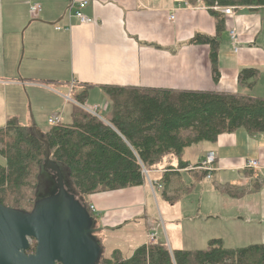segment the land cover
Returning a JSON list of instances; mask_svg holds the SVG:
<instances>
[{"label":"crops","instance_id":"crops-1","mask_svg":"<svg viewBox=\"0 0 264 264\" xmlns=\"http://www.w3.org/2000/svg\"><path fill=\"white\" fill-rule=\"evenodd\" d=\"M80 1L0 0V127L11 119L32 125L27 123V92L36 119L45 108L44 91L66 103L69 94L58 88L70 94L87 91L85 105L105 111L99 117L111 126L112 101L105 86L264 98V8L241 6L228 15L214 8L215 16L208 7L185 0H88L83 12L94 22L81 23L72 8ZM34 4L42 6L40 12H32ZM219 19H224L220 33ZM231 29L239 34V52L233 50ZM199 34L220 40L218 79L210 45L193 42ZM243 68L260 70L254 85L239 81ZM57 114L63 116L55 111L49 118ZM210 152L216 160L208 178L206 171L190 166L201 164ZM183 158L189 163L185 169L178 170L179 159L168 155L145 184L91 195L99 231H126V243L135 250L150 242L151 233L166 241L165 219L171 250L203 249L212 238L223 239L229 248L264 243V132H225L216 141L191 144ZM251 160L259 164L248 166ZM168 167L176 169L173 184L183 189L173 203L164 196ZM150 180L163 188L154 192ZM117 249L125 256L133 253Z\"/></svg>","mask_w":264,"mask_h":264},{"label":"trees","instance_id":"trees-1","mask_svg":"<svg viewBox=\"0 0 264 264\" xmlns=\"http://www.w3.org/2000/svg\"><path fill=\"white\" fill-rule=\"evenodd\" d=\"M185 1L204 5L215 16H219L214 10L218 6L264 8V0ZM222 23L224 19H219V33L224 29ZM193 42L210 45L214 77L218 79L219 38L199 34ZM258 74V68H243L239 81H248L252 86ZM103 89L112 101L109 120L112 126L74 104L70 123H58L46 131L38 129L36 133L32 125L22 124L18 119L0 127L2 204L29 210V200L43 191L46 175L43 162L50 151L68 181L67 189L82 200L89 196L85 205L98 222L91 210V195L145 184L147 176L143 171L147 170L150 176V171L157 169L168 155L179 159L178 170L189 167L183 156L191 144L213 142L222 133L239 128L250 133L264 132V98L261 97L121 86ZM87 94L80 91L72 96L84 103ZM175 170L168 167L162 178L164 196L172 203L183 192L173 184ZM35 242L31 251L36 249ZM98 264H264V243L229 248L223 239L212 238L203 249L171 250L166 241H156L138 246L130 256L123 255L119 249L110 256L104 253Z\"/></svg>","mask_w":264,"mask_h":264},{"label":"water","instance_id":"water-1","mask_svg":"<svg viewBox=\"0 0 264 264\" xmlns=\"http://www.w3.org/2000/svg\"><path fill=\"white\" fill-rule=\"evenodd\" d=\"M32 127L38 133L37 125ZM43 163L55 186L35 200L32 210L0 201V264H98L104 248L96 235L97 221L85 205L89 196L82 200L67 189L50 151Z\"/></svg>","mask_w":264,"mask_h":264},{"label":"rangeland","instance_id":"rangeland-1","mask_svg":"<svg viewBox=\"0 0 264 264\" xmlns=\"http://www.w3.org/2000/svg\"><path fill=\"white\" fill-rule=\"evenodd\" d=\"M22 44H23V41H22ZM23 45H22L21 56L24 55V51H25L23 49ZM24 48H25V45H24ZM261 84L263 86V83H260V86H261ZM58 89L59 90H63V92H66L67 94H69L68 96H70L71 98L70 99L67 98V101H65L66 103H64V99H60V98H58V96H57V98L53 97L54 95H52V93H50L48 91L47 92L44 91V93H43L44 95L42 97H43V103H45V108L42 109L43 110L42 111V117L41 118L39 117L38 119L35 118V115H34V112H33V109L36 108V105L33 104V97L30 98L29 92H27V95H28L27 98H29V108H30L29 111H30V116H31V119L27 123H30L32 125L34 123V124L37 125V128L39 130L46 131L48 128H50L52 126L50 123H48L49 122L48 118H49L50 114L54 113L55 111L61 112L63 114V116H64L63 122L66 123V122L71 121L70 111H71V107L73 106V103H74L73 102V96L71 95L72 93L70 94V91L68 92V91H66L65 89H62V88H58ZM57 101L60 102V103H58V105L60 104V107L58 109L55 108V106L57 105L56 104ZM88 103L91 104L92 102L89 101ZM82 104L85 105V103H82ZM31 112L33 113V116H32ZM100 112H101V114L103 116L107 115L106 112L103 111V110H101ZM156 190L157 189L155 188L154 192ZM27 199H29V197ZM36 199L37 198L35 197L34 199H30L29 200L28 205H27L29 210H31L34 207V202H35ZM166 200L169 201L167 198H166ZM178 209H179V207H178ZM178 209H176V211ZM92 213L96 214V212H92ZM158 215H159V213H158ZM96 217H97V215H96ZM97 220H98V218H97ZM164 223H165V219L163 220V223H161L162 227H164V228H162L163 233H164L163 237L166 239L168 245H170V241L168 242V240H169L168 236L169 235L167 234V230L165 228L166 224H164ZM98 226H99V224L97 222V225L95 227L98 228ZM126 228H128V227H126ZM124 232H125V235H123V236L119 235V234H124ZM124 232L123 233H119V234H117V233L115 234L114 232H111V231L110 232L107 231L106 233H104L103 231H97L96 232V235H97L98 239H100V240H102L104 242V244L102 246L104 248L103 253H105L106 256H110V254H111L110 252H112L114 249H117V248L122 249L123 252L126 255L129 254V252H128L129 249H132V250L134 249L135 246H133V245L129 246V244L126 243V240H127L128 236L126 235V231H124ZM33 242H35V240L31 242L32 245L34 244Z\"/></svg>","mask_w":264,"mask_h":264},{"label":"built area","instance_id":"built-area-1","mask_svg":"<svg viewBox=\"0 0 264 264\" xmlns=\"http://www.w3.org/2000/svg\"><path fill=\"white\" fill-rule=\"evenodd\" d=\"M88 0H82L80 2H78L77 6L76 5H72V8L75 7L74 9V17L78 18L79 21L81 23H93L94 22V19L92 17H89V16H86V14L83 12V9L88 5ZM216 9H220L221 8V11L225 14H233L234 13V8L235 7H232V6H228V7H215ZM42 9V6L41 5H38V4H34V6L31 8L32 12L36 13V12H40ZM70 14L71 11H70ZM174 17V16H173ZM172 17V18H173ZM63 27L62 26H59L57 25L56 26V29H62ZM68 28H70V26H68ZM68 28L66 27V29L68 30ZM230 37L232 39V44H233V47L235 50V52H239V49H240V46H239V40H240V37H239V34L237 33L236 29H231L230 30ZM68 99H69V96H68ZM80 106L82 107V109H85L86 111L92 113L93 115H96V116H101L100 114V111H99V108L97 106L95 107H92L91 106H87V105H84V104H81L80 103ZM102 117V116H101ZM51 125H57L58 123L61 124L62 121H63V116L61 114H57V115H54L52 117L49 118L48 120ZM215 154L213 152H210L208 155L205 156V159L202 161L201 164L199 165H196V166H190V168H195V167H198L200 168L201 170H204L207 172V177L208 178H211L212 177V173H213V167H214V164H215V160H216V156H214ZM259 164V162L257 160H251L248 162V166H257ZM143 172H145V174L148 176V172L146 170H144ZM150 185L152 186L153 190L156 188L158 189H161L162 188V185H160L159 183H153L151 180H150ZM91 210L93 212H96V206L95 205H91ZM150 242H156L157 241V238H156V234L155 233H151L150 234Z\"/></svg>","mask_w":264,"mask_h":264},{"label":"flooded vegetation","instance_id":"flooded-vegetation-1","mask_svg":"<svg viewBox=\"0 0 264 264\" xmlns=\"http://www.w3.org/2000/svg\"><path fill=\"white\" fill-rule=\"evenodd\" d=\"M52 175L53 174L51 171L46 172V175H44V180H43L42 188H41L43 191L41 193H39L37 198L48 195L50 193V191L52 190V188H54V186H55L54 183L56 180L53 178Z\"/></svg>","mask_w":264,"mask_h":264}]
</instances>
